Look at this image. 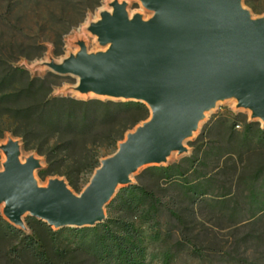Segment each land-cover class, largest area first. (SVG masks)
Wrapping results in <instances>:
<instances>
[{
  "label": "rangeland",
  "instance_id": "374dc122",
  "mask_svg": "<svg viewBox=\"0 0 264 264\" xmlns=\"http://www.w3.org/2000/svg\"><path fill=\"white\" fill-rule=\"evenodd\" d=\"M109 1L0 0V80L7 76L0 87V143L9 135L19 139L22 159L29 154L41 159L43 167L35 172L40 184L58 176L76 194L99 160L111 155L126 132L148 116L146 105L131 106L114 119L105 118L102 107L88 106L84 118V106L76 107L69 99L91 96L73 93V77L42 66L74 51L80 38L88 50H96L86 26ZM126 1L130 14L149 15L138 1ZM242 3L253 16H264V0ZM15 66L25 69L14 71ZM4 93L11 94L1 98ZM51 95L57 97L43 102ZM67 109L76 112L79 125L88 116L91 120L82 130L79 125L66 129ZM261 129L232 100L218 103L185 142L187 152L171 154L162 169L142 168L131 176L159 200L155 210L148 208L149 199L128 207L116 196L105 206L103 222H132L140 230L147 264H264ZM24 222L27 231L14 227L0 207V264H113L94 253L90 241L100 229H54L29 215Z\"/></svg>",
  "mask_w": 264,
  "mask_h": 264
},
{
  "label": "water",
  "instance_id": "95a60500",
  "mask_svg": "<svg viewBox=\"0 0 264 264\" xmlns=\"http://www.w3.org/2000/svg\"><path fill=\"white\" fill-rule=\"evenodd\" d=\"M135 1L148 16L130 14L126 0H110L86 26L96 50L80 38L74 51L42 66L73 77L70 91L81 97L134 100L148 116L99 160L78 194L58 176L40 184L41 159H22L19 139L7 136L0 143V207L14 227L27 231L26 215L54 229L100 224L133 174L187 152L185 142L225 100L264 129V16H253L243 0Z\"/></svg>",
  "mask_w": 264,
  "mask_h": 264
},
{
  "label": "trees",
  "instance_id": "16d2710c",
  "mask_svg": "<svg viewBox=\"0 0 264 264\" xmlns=\"http://www.w3.org/2000/svg\"><path fill=\"white\" fill-rule=\"evenodd\" d=\"M25 68L21 66H15L14 71H24ZM6 77L4 76L0 80V87L3 86L6 81ZM36 80L33 79L31 82L33 83ZM37 80H40L39 78ZM43 79H41L42 81ZM1 91V88H0ZM11 93H4L1 95V98L8 97ZM57 96L51 95V97H46L43 102L51 103L53 99ZM62 97V96H60ZM62 100L61 98H59ZM64 99V98H63ZM76 107L84 106L83 117L86 118V110L89 108L88 106L102 107L104 109V115L107 119H114L116 115L125 110L129 109L131 106H144L143 103L129 100H110V99H102V98H74L71 97L69 99ZM148 109V108H147ZM76 112L70 109L64 110L63 114L66 117L65 126L66 129H74V127H78V117H76ZM36 114V113H35ZM146 118V117H145ZM91 120V117L88 116L87 120ZM83 121L80 124L79 129L82 130L88 125V121ZM144 120V119H143ZM54 123V122H53ZM56 124V123H54ZM57 126V125H55ZM264 132V129H261ZM164 166V165H162ZM162 166H147L153 167L155 169H162ZM145 167V169L147 168ZM96 168V167H95ZM94 168V169H95ZM132 195L137 196L136 199L132 197ZM119 197L121 202L130 207L132 204H142L141 200L149 199V209L155 210V205L159 202V200L154 196L150 191H146L143 187L136 185L134 182L131 185L120 187L115 197ZM114 197V198H115ZM113 200V199H112ZM112 202V201H111ZM110 203L106 205L109 206ZM90 228L94 231L100 229V231L95 232L91 239L92 247L94 253L100 258H109L113 261V264H147L145 261L143 247L141 245L140 240V230L130 221L125 219H117L112 224H105L103 221L100 224H96L94 226H86L84 228H79L80 230H86Z\"/></svg>",
  "mask_w": 264,
  "mask_h": 264
}]
</instances>
